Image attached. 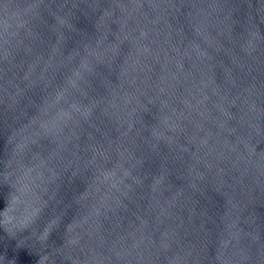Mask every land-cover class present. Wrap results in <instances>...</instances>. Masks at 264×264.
<instances>
[{
  "label": "water",
  "instance_id": "obj_1",
  "mask_svg": "<svg viewBox=\"0 0 264 264\" xmlns=\"http://www.w3.org/2000/svg\"><path fill=\"white\" fill-rule=\"evenodd\" d=\"M0 264H264V0H0Z\"/></svg>",
  "mask_w": 264,
  "mask_h": 264
}]
</instances>
